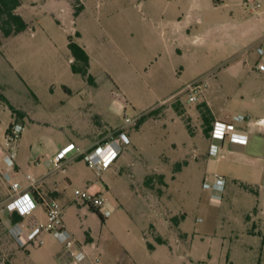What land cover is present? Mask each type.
I'll use <instances>...</instances> for the list:
<instances>
[{
    "label": "rangeland",
    "instance_id": "374dc122",
    "mask_svg": "<svg viewBox=\"0 0 264 264\" xmlns=\"http://www.w3.org/2000/svg\"><path fill=\"white\" fill-rule=\"evenodd\" d=\"M22 1L29 28L7 38L0 31V93L8 101L0 99V144L8 127H23L17 155L1 149L0 172L19 165L17 180L43 178L41 198L61 204L88 264H264V72L257 70L264 0H81L78 16L75 0H67L71 7ZM188 14L203 23L190 18L178 29L174 22ZM69 36L89 54L94 83L72 71ZM196 81L207 87L191 103L187 85ZM203 101L220 121L247 116L240 128L249 142L227 140L211 155L212 134L205 136L197 110ZM150 112L140 127L126 123ZM58 118L68 125L60 128ZM112 134L124 150L107 170L97 173L83 157L54 169L67 145ZM215 174L227 180L221 201L203 187ZM82 192L105 204L94 211ZM8 197L0 174V204ZM8 225L0 220V236ZM43 239L20 249L16 263L66 264L65 244Z\"/></svg>",
    "mask_w": 264,
    "mask_h": 264
},
{
    "label": "built area",
    "instance_id": "2783aa9c",
    "mask_svg": "<svg viewBox=\"0 0 264 264\" xmlns=\"http://www.w3.org/2000/svg\"><path fill=\"white\" fill-rule=\"evenodd\" d=\"M259 8H261L260 4L253 5L251 11H257ZM257 51L261 58L257 64V70L264 72V61H261L264 60V41L258 46ZM206 87L207 83L202 81L188 84L189 102L198 103L200 98L203 97ZM138 120V118H126V123L136 124ZM247 120L248 117L241 114L234 116L229 122L216 120L212 132L211 155H221L222 147L227 140L233 143H246L247 136L240 125ZM22 131L23 127L21 125L14 124L6 135L3 149L10 154L11 158L17 155L15 143L20 138ZM121 141L120 137L112 134L88 150L69 144L54 156L52 165L54 169H59L65 160L83 157L97 173H102L110 168L122 154L124 146ZM14 169L15 167L10 166L9 170L1 174L8 185L9 197L4 203L0 204V209H6L9 214L15 213L25 219L22 222L12 223L9 227V232L16 243L22 248L35 244L42 245L44 242L43 235L49 234L65 244L61 256L66 257V264L88 262V253L79 246L75 239L71 238L64 225L61 204L57 200L39 202L37 198V196L41 198L38 188L39 179L28 174L26 182L22 183L14 178ZM203 185L205 190L211 191L212 199L221 201L227 180L223 176L215 174L212 181L206 180ZM80 197L93 208H100L105 204L104 198L98 194L82 192ZM39 207L42 208L45 214L44 220L35 218L36 210ZM96 261L98 263L99 260Z\"/></svg>",
    "mask_w": 264,
    "mask_h": 264
},
{
    "label": "trees",
    "instance_id": "16d2710c",
    "mask_svg": "<svg viewBox=\"0 0 264 264\" xmlns=\"http://www.w3.org/2000/svg\"><path fill=\"white\" fill-rule=\"evenodd\" d=\"M76 4L74 5L75 11L74 16H78L83 10L84 5L81 0H75ZM22 6V0H0V31L3 37H11L18 35L24 31H26L29 27V24L26 20L21 16L17 10ZM76 36H79V32H76ZM69 38L68 48L70 49L71 55L73 57V62L71 63V69L74 73L80 74L84 77L89 83H94V77L90 74V56L87 51L81 47L78 43H76L71 36ZM2 38L0 37V47L2 46ZM0 99L6 102L7 99L0 93ZM13 113L22 117L24 114L12 106H10ZM197 110L200 113V116L203 121V131L206 137L211 138V134L213 132L215 117L212 113L209 105L203 101L197 105ZM154 113L150 112L146 116H142L137 122V127H140L141 124L147 119V117L152 116ZM12 127V126H10ZM10 127L8 131L10 130ZM242 187L246 190L253 191V189L246 185L242 184ZM38 201L42 203V199L38 197ZM94 211L95 208H92ZM256 211V208H255ZM10 220L12 223L22 222L25 220L18 214H10ZM160 243H164L162 239H158ZM150 249H153V246H149Z\"/></svg>",
    "mask_w": 264,
    "mask_h": 264
},
{
    "label": "crops",
    "instance_id": "0c3cea01",
    "mask_svg": "<svg viewBox=\"0 0 264 264\" xmlns=\"http://www.w3.org/2000/svg\"><path fill=\"white\" fill-rule=\"evenodd\" d=\"M65 4H66V6L68 5V7H71L69 4H68V2H67V0H62ZM215 1H217V0H215ZM219 2L221 1V0H218ZM54 3V4H56V0H49V3ZM37 3H32V6H35ZM22 5H23V1H22ZM83 5H84V3H83ZM21 8V7H20ZM20 8H18V9H20ZM84 8H85V5H84ZM17 12H18V10H17ZM73 15H74V13H73ZM22 16V15H21ZM193 18H194V16H192ZM24 18V17H23ZM187 20H184V19H179V21H177V22H174V24L177 26V28L178 29H180V30H183V27L184 26H186V25H188L189 23L188 22H190V21H188L191 17H189V14L187 15ZM193 18H191V21H196V23H198V24H202L203 23V19L202 18H200V17H198V16H195V18L193 19ZM182 20H183V22H186V23H182ZM27 22V21H26ZM60 22V21H59ZM28 23V22H27ZM29 24V23H28ZM29 26H30V24H29ZM29 28V27H28ZM173 28H175V26H173ZM186 29V33H187V35H189L188 34V28L186 27L185 28ZM180 33H182V31H180ZM75 35H76V32H75ZM79 36H80V33H79ZM78 36V37H79ZM181 54H182V50L180 49V48H178L177 49ZM91 61V60H90ZM73 62V60L71 61V63ZM71 66V65H70ZM95 82V81H94ZM71 91H68L67 93H70ZM207 102V101H206ZM207 104H208V102H207ZM209 105V104H208ZM215 117V119L216 120H219L216 116H214ZM233 118V117H232ZM59 119V124L58 123H56V125L58 124V126L60 127V128H64L65 126H67L68 124L64 121V118H58ZM261 122H262V124L264 123V119L262 120L261 119ZM8 129H9V127H8ZM8 129L6 130V131H8ZM247 130H245L244 131V133L246 134V136H247V142L246 143H237V144H242V145H246L248 142H249V134L246 132ZM6 133H5V137H6ZM105 138V137H104ZM102 139V138H101ZM99 140V139H98ZM98 140L97 141H95V142H93L92 144H89V145H87V146H83V150H88V149H90V148H92L93 146H95L97 143H98ZM70 143H73V142H70ZM76 146H78V145H76ZM79 147V146H78ZM4 148V143L3 144H0V151H1V149H3ZM80 148V147H79ZM121 156V155H120ZM120 158V157H119ZM118 158V159H119ZM117 159V160H118ZM20 167H19V165H17V170L19 169ZM16 169H14V172L15 173H18V172H16ZM6 170H9V169H6ZM4 172V171H3ZM13 172V171H12ZM13 172V173H14ZM0 174H2V172H0ZM31 175V174H30ZM34 176V175H33ZM1 177H2V175H1ZM27 177V176H26ZM34 177H36V176H34ZM36 178H38V177H36ZM2 179H3V177H2ZM16 179V178H15ZM39 179V183L40 182H43V178H38ZM17 180V179H16ZM17 181H20V180H17ZM20 182H22V181H20ZM23 183V182H22ZM40 185V184H39ZM42 185L44 186V182L42 183ZM42 185H40L39 187L41 188V186ZM45 188V187H44ZM42 190H43V192H45V190L42 188ZM58 191V190H57ZM56 195H57V193H56ZM6 200H7V198H6ZM5 200V201H6ZM43 200H46L45 198H42V201ZM38 210H42V208L41 207H39L37 210H36V215L37 216H35V218H38V219H40V217H38ZM43 211V210H42ZM0 220L2 221V220H6L8 223H9V225H8V229H7V231H6V233H5V237L4 236H0V255L2 256V260L0 261V264H17L16 263V261L17 260H20L21 258H20V249H22V250H25V249H27V248H22V247H20L17 243H16V241L13 239V237L11 236V234H10V232H9V227H10V225L12 224V222H11V220H10V214H9V212L6 210V209H1L0 210ZM40 220H44V219H40ZM83 264H88V262H85V263H83Z\"/></svg>",
    "mask_w": 264,
    "mask_h": 264
}]
</instances>
